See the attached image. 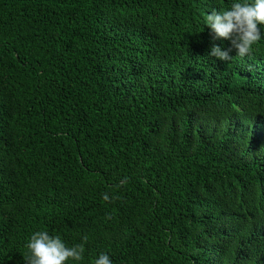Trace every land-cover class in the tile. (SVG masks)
I'll return each mask as SVG.
<instances>
[{
    "label": "trees",
    "instance_id": "trees-1",
    "mask_svg": "<svg viewBox=\"0 0 264 264\" xmlns=\"http://www.w3.org/2000/svg\"><path fill=\"white\" fill-rule=\"evenodd\" d=\"M229 3L0 0V264L36 230L89 236L67 264H264V39L208 55Z\"/></svg>",
    "mask_w": 264,
    "mask_h": 264
},
{
    "label": "clouds",
    "instance_id": "clouds-1",
    "mask_svg": "<svg viewBox=\"0 0 264 264\" xmlns=\"http://www.w3.org/2000/svg\"><path fill=\"white\" fill-rule=\"evenodd\" d=\"M204 25L211 29L213 39L224 38L230 41L225 48L213 43L208 55L221 61H230V53L248 55L253 46L264 39V0H230L228 6L212 9L204 16ZM108 201L109 195L103 194ZM89 236L83 234L80 241L69 245L59 235L47 230L34 231L26 242V264H67L69 260L81 261ZM92 264H114L110 253L100 252L93 258Z\"/></svg>",
    "mask_w": 264,
    "mask_h": 264
}]
</instances>
